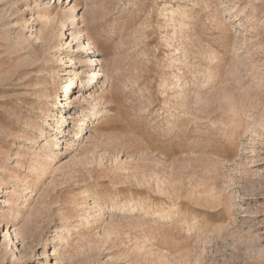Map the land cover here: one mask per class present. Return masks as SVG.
Wrapping results in <instances>:
<instances>
[{
  "label": "rangeland",
  "instance_id": "1",
  "mask_svg": "<svg viewBox=\"0 0 264 264\" xmlns=\"http://www.w3.org/2000/svg\"><path fill=\"white\" fill-rule=\"evenodd\" d=\"M0 264H264V0H0Z\"/></svg>",
  "mask_w": 264,
  "mask_h": 264
},
{
  "label": "bare ground",
  "instance_id": "2",
  "mask_svg": "<svg viewBox=\"0 0 264 264\" xmlns=\"http://www.w3.org/2000/svg\"><path fill=\"white\" fill-rule=\"evenodd\" d=\"M74 20L73 21H77V19H76V17H74L73 18ZM80 21V20H79ZM75 22H73V24H74ZM85 33V32H84ZM85 35V34H84ZM89 37V36H88ZM91 39V38H90ZM86 45V44H85ZM87 47H88V50H92L93 49V47H92V45H91V43H89V41H87ZM95 63H97V60H95V58H90V64H89V66L91 67V66H95V70H92V71H90V74H91V76H89V78L90 79H97L98 81H99V83H100V77H107V73L106 72H104V71H102V69L99 67L98 68V64H95ZM89 67V68H90ZM98 68V69H97ZM90 79H81L80 80V82L81 83H86L87 85H90ZM74 83H76V80H75V78H72L69 82H67L65 85H67V88L66 89H69V88H72L73 87V85H74ZM84 86V85H83ZM97 86H98V84H97ZM96 86V87H97ZM80 87H82V86H80ZM67 91V90H66ZM90 90H87L85 93L84 92H79V94H84V95H86L88 92H89ZM72 93V90L69 92V97H67V99L66 98H64V99H62L61 100V104H59V105H62L63 104V101H65L67 104H68V107H69V109L71 108V110L69 111V113H71V111L74 109V104L70 101L71 100V96H70V94ZM90 96V95H89ZM60 98H62V96L60 97ZM59 98V99H60ZM100 113V112H99ZM94 115H96V114H94ZM97 117H99V116H97ZM68 119H69V115L68 114H65V117H64V119L63 120H65V121H68ZM69 122V121H68ZM89 124H88V122H87V119H83L82 120V122H81V127H86V126H88ZM78 138L79 137H81V134H79L78 136H77Z\"/></svg>",
  "mask_w": 264,
  "mask_h": 264
}]
</instances>
